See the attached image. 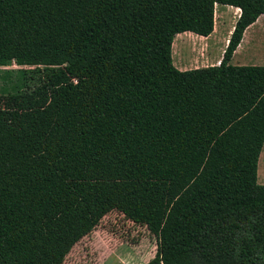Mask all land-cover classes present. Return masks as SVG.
<instances>
[{"label":"trees","instance_id":"1","mask_svg":"<svg viewBox=\"0 0 264 264\" xmlns=\"http://www.w3.org/2000/svg\"><path fill=\"white\" fill-rule=\"evenodd\" d=\"M240 16L218 66L178 35ZM264 0H0V264H64L112 212L148 264H264V66H234ZM17 66L18 68H13Z\"/></svg>","mask_w":264,"mask_h":264},{"label":"rangeland","instance_id":"2","mask_svg":"<svg viewBox=\"0 0 264 264\" xmlns=\"http://www.w3.org/2000/svg\"><path fill=\"white\" fill-rule=\"evenodd\" d=\"M238 14L239 11L235 8L218 6L216 12L217 32L220 33L223 29L222 21L226 22L222 33H227L233 28L237 22ZM183 39L186 42L189 41L187 38L175 40L173 47L175 64H179L181 60L179 44H183ZM222 39V36L218 37V42L213 47L215 53H218L217 48L221 47ZM195 45V53L198 54L197 43ZM218 54H222V52ZM243 55L248 60L243 65L264 66V49L255 51V48H252L251 51H247ZM196 60L198 61V58ZM207 64L209 65V63ZM13 68L18 67L14 66ZM258 184L264 186V148L259 160ZM157 250V238L145 227L135 225L118 212H112L102 220L92 234L75 245L64 264H148L155 258Z\"/></svg>","mask_w":264,"mask_h":264},{"label":"crops","instance_id":"3","mask_svg":"<svg viewBox=\"0 0 264 264\" xmlns=\"http://www.w3.org/2000/svg\"><path fill=\"white\" fill-rule=\"evenodd\" d=\"M227 7V6H221ZM230 8V7H227ZM233 8V7H232ZM236 9V8H235ZM237 20L240 16V9ZM224 20V18H222ZM223 25L222 31L226 27V22H221ZM234 30V27L227 31V33L217 32V26L215 27L214 33L209 37H201L193 33H184L177 36V38H187L189 41L183 39V44L180 43V56L181 60L179 64H175L176 68L180 71H187L192 69L207 68L212 66L220 65V62L223 58L225 49L227 48L229 39ZM217 32V33H216ZM222 36L221 47L217 48V52H222V54L215 53L213 47L215 43L218 42V37ZM176 38V39H177ZM175 39V40H176ZM191 39V41H190ZM198 46V54L196 51V44ZM175 46V42L173 47ZM255 48V51H261L264 49V15H262L253 25H251L244 33L243 40L235 52L231 64L234 66H257V65H243L248 61L243 55L245 52L251 51ZM220 49V51H218ZM184 54V55H183ZM178 56V55H177ZM179 56V57H180ZM240 56V58H237ZM198 58V61L196 60ZM188 60V61H187ZM209 63V65L207 64Z\"/></svg>","mask_w":264,"mask_h":264}]
</instances>
